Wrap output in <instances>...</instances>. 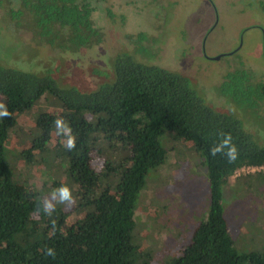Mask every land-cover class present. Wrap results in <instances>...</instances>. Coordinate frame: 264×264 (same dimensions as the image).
<instances>
[{"label": "trees", "instance_id": "obj_1", "mask_svg": "<svg viewBox=\"0 0 264 264\" xmlns=\"http://www.w3.org/2000/svg\"><path fill=\"white\" fill-rule=\"evenodd\" d=\"M93 1L0 0V9L14 32H30L31 44L79 52L101 41ZM258 5L264 11V0ZM136 37L141 53L149 49L144 35ZM1 61L0 104L10 115L0 117V264H148L144 254L136 255L134 207L148 172L166 158L159 139L169 132L204 157L210 199L191 245L169 264H264L263 254L235 249L221 204L237 169L264 167V78L258 73L242 63L226 72L215 86L219 106L185 74L138 61L130 51L113 59V76L107 72L93 86L78 72L76 82L65 78L61 58L36 73ZM36 106L42 111L28 130L30 146L11 156L7 145L18 118ZM58 118L66 123L58 127ZM52 133L56 142L49 148ZM92 154L102 160L98 170ZM10 156L53 168L51 215L45 212L49 206L35 205L18 191ZM62 185L76 208L95 213L78 228L66 225L67 215L56 204ZM49 248L55 256L45 255Z\"/></svg>", "mask_w": 264, "mask_h": 264}, {"label": "rangeland", "instance_id": "obj_2", "mask_svg": "<svg viewBox=\"0 0 264 264\" xmlns=\"http://www.w3.org/2000/svg\"><path fill=\"white\" fill-rule=\"evenodd\" d=\"M93 7L91 17L101 32V41L88 49L66 53L31 44L30 32H14V24L0 9V62L2 59L36 73L61 58L65 78L76 82L78 72L93 86L100 84L107 72L113 76V59L121 51H130L138 61L185 74L219 106L223 102L215 95V86L240 63L264 78V35L259 31L264 33V11L258 0H100ZM139 34L145 36L142 43L149 48L142 53L136 46ZM239 46L242 48L234 53ZM218 56L222 57L215 60ZM41 111L42 107L36 106L31 115L18 118V131L7 145L11 156L30 146L33 136L28 130ZM47 111L56 114L58 110L49 107ZM55 142L52 133L48 147ZM159 144L166 158L148 172L134 207L136 255L144 254L148 264H169L191 245L196 227L207 217L210 200L202 154L171 132L160 137ZM11 156L18 191L40 207L52 204L53 168L47 169L42 163L27 166ZM92 158V167L100 169L102 160L94 154ZM56 204L67 215L68 226L78 228L82 220L95 214L92 209L76 208L73 198L70 203L58 200ZM221 204L238 253L264 255V171L230 178Z\"/></svg>", "mask_w": 264, "mask_h": 264}, {"label": "clouds", "instance_id": "obj_3", "mask_svg": "<svg viewBox=\"0 0 264 264\" xmlns=\"http://www.w3.org/2000/svg\"><path fill=\"white\" fill-rule=\"evenodd\" d=\"M0 109H3L2 111H0V117H4V116H9L10 113L7 111V108H5L2 104H0ZM57 126L59 127L62 124H65L66 122L63 121V118H58L57 121ZM67 147L69 149L75 147V142L74 139L70 138L67 144ZM230 158H234V157H230ZM57 191H59L60 193V200L59 203H70L72 201V194L70 189L66 186V185H62ZM54 211V207L49 205V207H47L45 209L46 214L51 215V212ZM45 255L48 256H55V252L52 248H49L47 250V252L45 253Z\"/></svg>", "mask_w": 264, "mask_h": 264}, {"label": "built area", "instance_id": "obj_4", "mask_svg": "<svg viewBox=\"0 0 264 264\" xmlns=\"http://www.w3.org/2000/svg\"><path fill=\"white\" fill-rule=\"evenodd\" d=\"M260 171H264V167H242V168L237 169L234 172L233 177L236 178V177L241 176L244 173L250 174V173H255V172H260Z\"/></svg>", "mask_w": 264, "mask_h": 264}, {"label": "flooded vegetation", "instance_id": "obj_5", "mask_svg": "<svg viewBox=\"0 0 264 264\" xmlns=\"http://www.w3.org/2000/svg\"><path fill=\"white\" fill-rule=\"evenodd\" d=\"M98 1H100V0H94V1L92 2L93 5H94L95 2H98ZM216 26H217L216 24L214 25V27H213V25H212L213 28L211 27L212 30L209 31V32L212 33V32L214 31V29L216 28ZM253 27H255V26H253ZM211 28H210V29H211ZM259 31H260V33H261V36H263V35H264L263 30L260 29ZM100 33H101V32H100ZM204 43H205V42H204ZM240 48H242V46L237 47V48L235 49V51H233V52L235 53V52L238 51ZM203 50H204V44H203ZM222 56H223V55H222ZM222 56H220V58H221ZM215 60H216V59H215Z\"/></svg>", "mask_w": 264, "mask_h": 264}, {"label": "water", "instance_id": "obj_6", "mask_svg": "<svg viewBox=\"0 0 264 264\" xmlns=\"http://www.w3.org/2000/svg\"><path fill=\"white\" fill-rule=\"evenodd\" d=\"M215 59H216V60H219V59H220V56L216 57Z\"/></svg>", "mask_w": 264, "mask_h": 264}]
</instances>
